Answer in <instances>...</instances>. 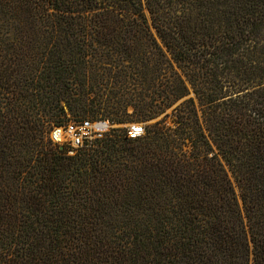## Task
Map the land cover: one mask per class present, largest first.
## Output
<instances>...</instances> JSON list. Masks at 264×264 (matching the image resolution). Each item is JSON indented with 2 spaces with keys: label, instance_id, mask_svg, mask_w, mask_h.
Segmentation results:
<instances>
[{
  "label": "trees",
  "instance_id": "1",
  "mask_svg": "<svg viewBox=\"0 0 264 264\" xmlns=\"http://www.w3.org/2000/svg\"><path fill=\"white\" fill-rule=\"evenodd\" d=\"M0 264H264V0H0Z\"/></svg>",
  "mask_w": 264,
  "mask_h": 264
},
{
  "label": "built area",
  "instance_id": "2",
  "mask_svg": "<svg viewBox=\"0 0 264 264\" xmlns=\"http://www.w3.org/2000/svg\"><path fill=\"white\" fill-rule=\"evenodd\" d=\"M113 128L108 119H74L53 127L50 137L56 143L65 144L68 154H73L77 148L90 145L95 138L102 137ZM123 130L130 138L139 137L144 132L143 125L137 123L128 124Z\"/></svg>",
  "mask_w": 264,
  "mask_h": 264
},
{
  "label": "rangeland",
  "instance_id": "3",
  "mask_svg": "<svg viewBox=\"0 0 264 264\" xmlns=\"http://www.w3.org/2000/svg\"><path fill=\"white\" fill-rule=\"evenodd\" d=\"M74 87L75 88H85L87 91H89L87 103L90 106H92L93 108L98 109V112H99L98 114H95L93 117H86V118H88V119H95V118L108 119L114 128H121V129H124V127L126 125L132 124V123L142 124L143 126L146 123L144 121L133 120V114H132V107L131 106L127 107L125 113H116L114 110H110V109L104 110L103 107L105 106V104H104L105 101L103 99L105 98V96L104 95L100 96V95L94 94V93H100V92L106 93L107 91L110 93L118 94V93H121L123 91H126L128 88H130L129 90L132 91V86H129V85L123 86V85H120V83H118V82L112 83L111 80H109L107 82L103 81L101 84H96L93 86L76 85ZM175 104L168 107L163 113L169 112L170 109ZM65 113H66V117H65V120L63 121V123L68 121V120L81 119V117H79V116H72L70 113V109L67 107H65Z\"/></svg>",
  "mask_w": 264,
  "mask_h": 264
}]
</instances>
